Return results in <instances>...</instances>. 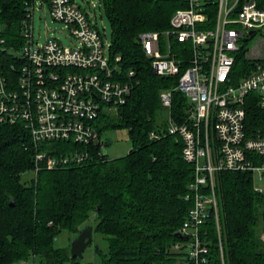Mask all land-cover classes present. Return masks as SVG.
<instances>
[{
    "label": "trees",
    "instance_id": "obj_1",
    "mask_svg": "<svg viewBox=\"0 0 264 264\" xmlns=\"http://www.w3.org/2000/svg\"><path fill=\"white\" fill-rule=\"evenodd\" d=\"M100 9L112 27L111 58L121 56L118 74L135 70L134 87L118 113L102 111L96 120L105 135L126 128L132 141L128 154L104 156L68 168H35L36 155L59 156L87 149L74 141L36 142L25 123L0 125V264H80L67 248L56 247L62 231L80 233L92 211L97 213L94 234L107 249H96L102 264H175L171 245L186 220L191 205L186 200L194 178L193 165L182 154L183 142L168 132L160 94L177 85L180 75H158L145 54L140 34L163 32L186 0H99ZM211 6V22L215 19ZM24 0H0V24L9 46L22 44L21 21ZM11 24L8 27V24ZM172 58L191 57V43L172 38ZM11 53L1 54L3 71L10 76ZM258 61L246 58L242 48L236 55L233 76L239 80L256 69ZM247 97V127L264 124L259 105ZM188 98L173 94L171 116L185 120ZM155 133L157 137L152 138ZM257 163L264 157L250 154ZM216 192L220 207L225 264H264V192L254 189L252 171H219ZM207 229L213 239L210 264H222L218 234L212 222Z\"/></svg>",
    "mask_w": 264,
    "mask_h": 264
},
{
    "label": "built area",
    "instance_id": "obj_2",
    "mask_svg": "<svg viewBox=\"0 0 264 264\" xmlns=\"http://www.w3.org/2000/svg\"><path fill=\"white\" fill-rule=\"evenodd\" d=\"M163 32L141 33L145 54L158 75H180L177 85L160 94L169 110L168 132L183 142L184 159L193 165L194 178L186 200L191 202L178 237L171 245L175 264H210L213 239L209 222L217 230L222 264H225L220 207L216 192L219 171H252L254 189L264 192V124L253 131L247 127V97L259 105L264 117V39L256 69L239 80L233 76L237 53L258 30L264 28V0H186ZM100 5V2H99ZM215 19L211 22V6ZM49 7L55 21L64 22L77 40L65 45L56 37L41 42L35 38L34 17L40 7ZM94 16L75 0H24L21 21L22 44L9 46L0 27V55L13 54L10 76L0 60V125L25 123L36 142L74 141L87 149L54 156L36 155L32 175L43 168L58 169L87 164L104 156L108 139L101 135L97 119L102 111L119 108L131 94L135 70L118 74L121 56L111 58V42ZM254 33H251V32ZM172 38L191 43V57L172 58ZM248 57H251L248 55ZM1 59V56H0ZM188 98L185 120L171 116L173 94ZM151 137H157L153 132ZM20 264H35L23 261Z\"/></svg>",
    "mask_w": 264,
    "mask_h": 264
},
{
    "label": "rangeland",
    "instance_id": "obj_3",
    "mask_svg": "<svg viewBox=\"0 0 264 264\" xmlns=\"http://www.w3.org/2000/svg\"><path fill=\"white\" fill-rule=\"evenodd\" d=\"M40 1V0H39ZM96 2L99 6V0H75L78 5L85 8L94 16V10L90 7L91 2ZM97 23L100 29L107 34L109 42L112 41V27L110 21L103 10L100 8L96 9ZM1 30L6 32V26L0 24ZM34 29L35 38L41 42L45 41L47 37H56L62 40L67 46H74L78 42L70 34L69 29L66 27L64 22L55 21L51 17L49 7H40L35 11L34 17ZM262 39H264V28L258 30L256 35L252 36L245 44L244 50L246 51V58L255 61L257 55H261L263 52ZM251 56V57H248ZM107 113H118V108H110L104 110ZM163 115L165 120L169 118V110L163 109ZM106 139H110L111 143L103 148V153L108 155L110 158H119L129 153L132 148V141L130 138L129 131L126 128L114 129L107 132L105 135ZM32 177V174L27 175ZM264 186V178L261 181ZM97 221V213L92 211L89 218L83 224V229L89 225H95ZM79 235V233H73L69 231H62L56 238V247L67 248L71 250L72 241ZM100 244L101 248L106 250L107 243L101 239V236L94 234L93 243L89 245L84 251V258L80 264H102V257L99 252L96 251V246Z\"/></svg>",
    "mask_w": 264,
    "mask_h": 264
},
{
    "label": "water",
    "instance_id": "obj_4",
    "mask_svg": "<svg viewBox=\"0 0 264 264\" xmlns=\"http://www.w3.org/2000/svg\"><path fill=\"white\" fill-rule=\"evenodd\" d=\"M10 23L8 27H10ZM251 33H254L253 31ZM108 143H111V140L108 139ZM93 231L94 225L86 226L82 229L79 235L72 241L71 244V256L84 258V251L86 248L93 243ZM178 237H182L180 234H177ZM98 246V245H97ZM96 246V248H97Z\"/></svg>",
    "mask_w": 264,
    "mask_h": 264
}]
</instances>
